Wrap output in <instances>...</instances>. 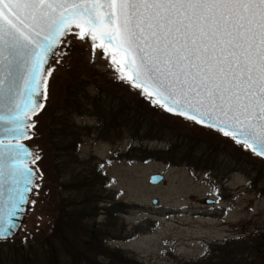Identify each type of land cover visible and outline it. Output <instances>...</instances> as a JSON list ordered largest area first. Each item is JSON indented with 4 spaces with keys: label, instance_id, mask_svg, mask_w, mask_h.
<instances>
[{
    "label": "snow or ice",
    "instance_id": "obj_1",
    "mask_svg": "<svg viewBox=\"0 0 264 264\" xmlns=\"http://www.w3.org/2000/svg\"><path fill=\"white\" fill-rule=\"evenodd\" d=\"M77 45L93 64L99 49L116 83L194 129L216 161L264 163V0H0V244L32 237L23 221L43 187L44 157L25 141L38 136L49 80ZM238 171L205 170L213 204ZM253 174L240 182L251 187Z\"/></svg>",
    "mask_w": 264,
    "mask_h": 264
},
{
    "label": "rangeland",
    "instance_id": "obj_2",
    "mask_svg": "<svg viewBox=\"0 0 264 264\" xmlns=\"http://www.w3.org/2000/svg\"><path fill=\"white\" fill-rule=\"evenodd\" d=\"M87 48L74 47L49 80L51 105L35 129L38 136L29 140L42 151L45 176L26 224L32 237L27 246L22 244L25 232L0 244V264L82 262L75 251L86 254L91 264H117L116 257L109 259L117 250L143 264H182L200 260L215 242L264 233V163L242 154L216 161V147L194 143V129L177 124L116 83L108 61L97 49L91 63ZM108 121L113 133L107 134ZM97 124H103L109 139L97 136ZM148 152L157 154L150 159ZM214 164L225 172L239 169L226 182L228 191L219 207L204 204L215 199L207 196L204 179ZM156 173L165 181L149 184ZM249 173H254L251 187L240 182ZM86 180L90 186L84 189ZM117 192L123 193L119 199ZM80 201L96 203L98 209L116 201L133 207L111 221L97 214L83 222L75 215L84 209ZM52 245L59 253H51Z\"/></svg>",
    "mask_w": 264,
    "mask_h": 264
},
{
    "label": "trees",
    "instance_id": "obj_3",
    "mask_svg": "<svg viewBox=\"0 0 264 264\" xmlns=\"http://www.w3.org/2000/svg\"><path fill=\"white\" fill-rule=\"evenodd\" d=\"M156 153V152H155ZM148 152L147 158L152 159V154ZM145 154V153H144ZM157 154V153H156ZM149 156V157H148ZM145 157V156H144ZM88 180L84 181V189H87L89 184H85ZM99 196H101V192L98 193ZM100 202V201H99ZM111 205V207H109ZM108 206L106 205L105 211L107 213V218L110 219V221L114 218H118V216L127 213L131 207H133L132 203H125V202H112ZM84 209H86L84 211ZM84 209L83 207L79 210V215L75 213V215L78 217V219H83V222H85V219L92 218L97 216V212L101 209H98V204L94 203L93 205L87 204V201L84 203ZM84 225V224H82ZM99 226V224H98ZM84 229L85 226H83ZM97 227V224L95 225ZM98 228V227H97ZM93 228V229H97ZM93 232V231H91ZM78 233V232H77ZM76 233V234H77ZM89 234H91L89 232ZM103 234H100L97 237V242H101ZM74 240H72L73 242ZM53 249L51 250V253L55 250L57 253V246L52 245ZM211 255L207 259H200L193 262H185L182 264H264V233H259L253 231L250 235L246 237H238L236 239H231L225 242H215L213 245L210 246ZM115 253L113 257H116L117 264H143L140 261L131 258V256L127 255L126 253H123L119 250ZM84 254L80 255L79 251L74 252V256L78 257L80 260H83L80 263H76L75 261H72L69 264H89L90 261L89 258L83 257ZM86 255V254H85ZM84 255V256H85ZM112 262V260H111ZM91 264V263H90ZM111 264V263H110ZM174 264H181L180 262L174 263Z\"/></svg>",
    "mask_w": 264,
    "mask_h": 264
},
{
    "label": "flooded vegetation",
    "instance_id": "obj_4",
    "mask_svg": "<svg viewBox=\"0 0 264 264\" xmlns=\"http://www.w3.org/2000/svg\"><path fill=\"white\" fill-rule=\"evenodd\" d=\"M88 111H90V110H88ZM111 122V121H110ZM105 123H107V122H105ZM104 123V124H105ZM108 126H107V134L109 133V132H112L113 133V126H112V124L111 123H109V121H108ZM101 126V127H100ZM65 127H68V126H65ZM75 130V128L73 129V131L72 132H74L73 134L74 135H76L75 137H74V140L75 141H78L79 140V137H78V134H77V130L76 131H74ZM93 131L97 134V136H100V135H102L103 133H104V130H103V124L102 125H100V124H97V127H96V129H94L93 128ZM71 132V133H72ZM110 136H111V134H109ZM103 138H105V136H104V134H103ZM110 137L108 136L107 138H105V139H109ZM109 158L110 157H108L106 160L107 161H109ZM208 200L209 199H206V200H204V204L205 205H209V206H213V207H219V204H213V203H209L208 202ZM212 200V199H211ZM214 200V199H213ZM207 201V202H206ZM80 204H84L83 203V201H80L79 202ZM106 205L108 206L109 204L108 203H104V207L102 208V210H99L98 212H97V214H104L105 216H107V213H106V211H105V207H106ZM197 212V211H196ZM97 217V216H96ZM97 223H95L94 225H96Z\"/></svg>",
    "mask_w": 264,
    "mask_h": 264
},
{
    "label": "water",
    "instance_id": "obj_5",
    "mask_svg": "<svg viewBox=\"0 0 264 264\" xmlns=\"http://www.w3.org/2000/svg\"><path fill=\"white\" fill-rule=\"evenodd\" d=\"M98 51H99V53H100V50L98 49ZM25 143L26 144H29L28 143V141H25ZM30 146H32L31 144H30ZM33 147V146H32ZM164 180V176H162V175H153L152 177H151V179H150V184H154V185H157V184H159V183H161L162 181ZM155 204H158V202H157V200H155V201H153V205H155ZM29 215H30V212L27 214V217H26V219L23 221V223H25V224H27V222H28V219H29ZM22 232V231H21ZM21 232H19L15 237H14V239L17 237V236H19V234L21 233Z\"/></svg>",
    "mask_w": 264,
    "mask_h": 264
}]
</instances>
